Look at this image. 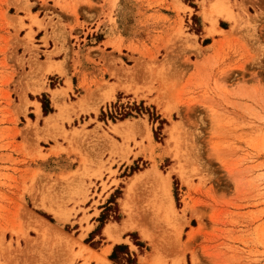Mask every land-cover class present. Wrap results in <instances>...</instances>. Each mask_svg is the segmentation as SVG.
<instances>
[{
    "label": "rangeland",
    "instance_id": "1",
    "mask_svg": "<svg viewBox=\"0 0 264 264\" xmlns=\"http://www.w3.org/2000/svg\"><path fill=\"white\" fill-rule=\"evenodd\" d=\"M59 1L0 0V264H264V0Z\"/></svg>",
    "mask_w": 264,
    "mask_h": 264
},
{
    "label": "crops",
    "instance_id": "2",
    "mask_svg": "<svg viewBox=\"0 0 264 264\" xmlns=\"http://www.w3.org/2000/svg\"><path fill=\"white\" fill-rule=\"evenodd\" d=\"M67 2H68V4L66 5ZM95 2H96V0H66V1L60 0L59 1V16L60 17H64V18H68V17H70V16L73 15V11H72L73 8L74 7H77V8H79V10H80V12L82 14H83V11L86 10L87 11V14L93 15L94 14V11L97 10L98 13H101V18H102V16H104V14H106V12L109 10L110 0H104V3L99 2V3H101L104 6L102 8H96V7H94V6H92L90 4V3H95ZM118 2H119V0H118ZM99 3H96V4H99ZM101 10H103V12H101ZM114 14H115V12H114ZM93 54H94V56H97V53L96 52H93ZM61 57H62V59L59 58V61H63L65 59V54L61 55ZM67 66H68V68L70 70V73H71V74H69V77L71 78V81H69V83L71 84L72 89L74 90L75 84H74V81H73V77L76 75V73L73 72L74 71L73 70L74 69V67H73L74 65H73V61H72L71 58L69 60H67ZM63 82L65 83L66 81H63ZM78 82H79V86L82 88V92H81V93H83L82 95H86L88 92L90 93L91 90H94L96 88V85L99 82H102V81H78ZM109 82H111V83H118L117 81H109ZM66 86H69V84H67V85H65L63 87H66ZM114 89L116 90V93L122 91L121 89H118V88L116 89V86H115ZM95 95H98V93L95 92ZM109 226H112V225H109ZM112 227H111V229H112ZM110 250H111V247L110 248H107L106 249V253H109Z\"/></svg>",
    "mask_w": 264,
    "mask_h": 264
},
{
    "label": "bare ground",
    "instance_id": "3",
    "mask_svg": "<svg viewBox=\"0 0 264 264\" xmlns=\"http://www.w3.org/2000/svg\"><path fill=\"white\" fill-rule=\"evenodd\" d=\"M211 8H212L211 9L212 12H215V13H218V14H222V13H225L227 11V8L225 6L224 0H212ZM203 13L205 14V11ZM211 21H212L213 24H215L216 19H212ZM55 98H57V102H58L57 94H56ZM95 109H98V107H96ZM37 112L40 114V109L39 108H38ZM52 117H53V115L48 116L47 120L49 121ZM131 121L132 120L128 119V118L123 120V121H120L119 123L114 124V129L119 132L120 131L119 130L120 127H125V126L134 127V126H136L134 124V122L132 123ZM123 130L125 131V129H123ZM123 130H122V132H123ZM139 176H140V174H137L135 177L138 178ZM170 185L171 184H169V182L166 181L163 184V188L160 186V188H162L163 195L165 196V200H166V202L163 201V204L166 206L165 207L166 211H174L175 210V207H174V204H173V200H172V196H171ZM134 226L135 225L130 220H127V221H125L124 229L134 228ZM111 227L112 226H108L106 228V232L108 233L109 237H111L114 240H117L118 236H116L113 233V230L111 229Z\"/></svg>",
    "mask_w": 264,
    "mask_h": 264
},
{
    "label": "trees",
    "instance_id": "4",
    "mask_svg": "<svg viewBox=\"0 0 264 264\" xmlns=\"http://www.w3.org/2000/svg\"><path fill=\"white\" fill-rule=\"evenodd\" d=\"M45 110H48L47 106H45ZM117 248V247H116Z\"/></svg>",
    "mask_w": 264,
    "mask_h": 264
}]
</instances>
